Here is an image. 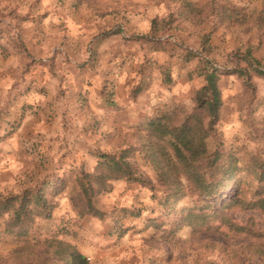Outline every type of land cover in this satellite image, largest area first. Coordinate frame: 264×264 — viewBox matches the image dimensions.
Returning a JSON list of instances; mask_svg holds the SVG:
<instances>
[{"label": "clouds", "instance_id": "9594fccd", "mask_svg": "<svg viewBox=\"0 0 264 264\" xmlns=\"http://www.w3.org/2000/svg\"><path fill=\"white\" fill-rule=\"evenodd\" d=\"M0 264H264V0H0Z\"/></svg>", "mask_w": 264, "mask_h": 264}]
</instances>
